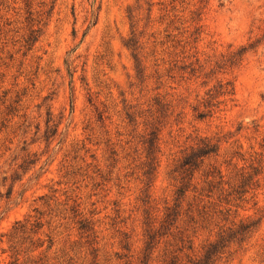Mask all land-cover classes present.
I'll return each instance as SVG.
<instances>
[{"label":"rangeland","instance_id":"obj_1","mask_svg":"<svg viewBox=\"0 0 264 264\" xmlns=\"http://www.w3.org/2000/svg\"><path fill=\"white\" fill-rule=\"evenodd\" d=\"M155 103L158 164L145 184L137 116ZM204 138L218 150L197 188L212 167L225 181L264 170V0H0V264L200 258L213 225L177 222L190 242L172 228L143 260L142 222L172 205L169 172ZM259 178L234 219L254 230L216 264H264Z\"/></svg>","mask_w":264,"mask_h":264},{"label":"trees","instance_id":"obj_2","mask_svg":"<svg viewBox=\"0 0 264 264\" xmlns=\"http://www.w3.org/2000/svg\"><path fill=\"white\" fill-rule=\"evenodd\" d=\"M245 51V48H241L237 54H243ZM155 106V110L147 111L146 116H137L138 118L144 117L143 134L139 137L141 139L139 142L144 152L141 165L145 184H150L152 181L158 164L157 124L161 118L162 106L158 103H155ZM126 116L129 123L136 126L135 113L127 112ZM217 150L216 143L205 138L199 139L195 148L190 149L176 160L169 172L170 179L177 184L173 193L172 205H166L159 218L152 217L149 209L144 212L143 260L150 254L149 251L154 248L153 246L159 244L162 238L171 235L172 228L177 230L179 244L190 242L189 236L184 233L185 229L179 231L175 226L177 222H186L193 229H206L211 225L217 228L214 240L205 246L201 257L190 259L189 264H216L223 255L232 254L249 239L256 223L247 219L237 221L234 219L237 217V210L245 202L246 195L259 187V176L264 170L260 162H257L254 167L248 166V172L241 168L230 180L225 181L221 171L212 167L202 175V186L197 188L198 183L193 182L194 173L202 166L203 161L208 156L214 155ZM188 194H191L190 198ZM180 249L177 251L180 252ZM173 253L175 252L164 253L163 261L167 260L166 264L179 262L177 254Z\"/></svg>","mask_w":264,"mask_h":264}]
</instances>
